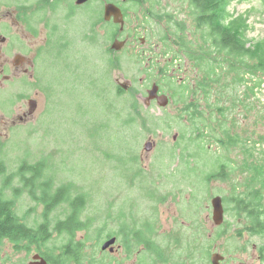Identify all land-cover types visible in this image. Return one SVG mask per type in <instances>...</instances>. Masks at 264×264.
<instances>
[{"label":"rangeland","instance_id":"rangeland-1","mask_svg":"<svg viewBox=\"0 0 264 264\" xmlns=\"http://www.w3.org/2000/svg\"><path fill=\"white\" fill-rule=\"evenodd\" d=\"M12 1L0 0L1 10L5 9L4 5L9 8ZM22 1L14 0L12 5ZM24 1L29 5L28 0ZM62 1L54 17L62 31L54 41L62 39L64 46H51L48 52L36 58L37 75L34 72V77L37 81L29 89V95L37 108L28 124L19 123L15 91L10 81L1 80L6 84L0 88V188L5 187L0 196L8 200L14 186L11 180L2 186V173H10L12 169L15 173L19 162L38 163L45 165V169L56 170L57 173L50 177L53 182L72 184L71 195L77 193L75 187L87 195L79 219L93 222L89 229L92 238L84 240L85 252L90 257L105 260L106 253L101 251V245L95 250L89 248L108 231L102 230V226L109 221V213L114 212L113 216H116L123 211L124 220L146 217L166 221L173 209V233L183 240L195 236L194 260L198 254L212 251L221 244L217 238L210 244L209 239L214 232L217 236L218 231L224 230L222 251L226 260L234 258L238 260L234 264H238L243 257L247 264H264L262 259L257 262L259 254L253 249L263 244V236L253 233L256 229H251L250 222L239 218L232 209V181H206L207 174L218 170L216 141L213 140L210 147L206 145L205 150L200 147L205 154L199 152L200 156H195L199 144L187 148L188 141L180 139L181 135L189 136L186 132L191 124L189 126L184 114L186 109H183L188 99L182 96V89L178 87L183 82L193 85L196 78L191 62L183 61L180 66H173L174 63L168 61L172 54L163 53L169 47L161 38L169 33L170 27L173 30V24L168 25L165 19L157 22L147 16L146 11L151 9L148 3L139 5L133 0H119L128 17L126 33L117 39L123 41L127 33L130 38L121 50L114 51L110 48L115 39L112 38L113 25L105 23L100 27L101 23H97L100 18L103 21L104 2L95 0L77 9L76 15L66 20L65 8L72 6L74 0ZM157 1L160 7L155 5L152 9L159 14L173 13V8L179 6L177 0ZM31 7L35 8V5ZM229 10L235 16L248 18V41L264 40L262 1H232ZM179 16L189 22L184 14ZM93 23L95 27L92 28ZM42 36L39 32L33 47L40 46L38 41ZM141 38L144 43L140 42ZM223 81L231 85V75H225ZM154 83L160 86L167 100L170 97V106L160 109L152 101L149 105L144 103L147 90ZM250 94L245 89L241 94L244 105L236 110L232 108L230 93H213V97H221L223 105L231 109L223 117L227 122L219 114L216 117L222 126L225 123L230 126L233 122L240 137L259 143L253 151V162L258 163L264 155V150L260 151L264 147L260 140L264 138V84L255 89L250 100L253 106L248 102ZM17 98L20 97L17 95ZM202 100L206 101L201 98V103H204ZM216 104L219 103H215V108ZM215 108L207 111L218 113ZM29 109L32 111L35 106ZM216 119L212 128L219 132ZM148 142L152 147L146 152L144 145ZM243 157V154H234L231 159L239 161ZM216 196L223 200L224 220L220 226L212 220L210 201ZM16 202L18 214L29 227H37L43 221L64 220L70 205L65 201L54 206L44 217L43 207L24 193H19ZM99 228L102 231H98ZM83 235V232H77L76 239ZM51 240V245L59 246L66 239L65 235L53 234ZM181 247L183 252L188 251V245L183 241ZM238 248L246 249L235 252ZM15 255L11 245H0V257L6 259L7 264L27 263L18 262L24 254ZM13 258L17 262H13Z\"/></svg>","mask_w":264,"mask_h":264},{"label":"trees","instance_id":"trees-1","mask_svg":"<svg viewBox=\"0 0 264 264\" xmlns=\"http://www.w3.org/2000/svg\"><path fill=\"white\" fill-rule=\"evenodd\" d=\"M110 1L119 2V0ZM133 1L139 5L148 3L151 9H148L146 14L151 19L157 22L165 19L168 25L173 24V30L170 27L169 33L161 38L163 43L169 47L163 53L165 55L172 54L168 61L173 62L174 65L176 63L180 66L183 61L191 62L196 78L195 84L181 86L182 96L188 99L186 107L183 108L186 109L184 114L191 126L189 132H186L189 136L185 138L184 135H181L180 139L188 141V143L186 142L187 148L190 145L201 143L200 147L204 150L206 145L210 147L213 140L216 141L217 152L221 154L220 156L218 154L217 158L218 170L207 174L206 181L212 179L232 181L231 202L234 205L232 209L239 218L250 222L251 229H256L253 233L263 236L262 243L264 244V155L261 156L263 158L260 159V162H253V160L255 161L253 151L259 143L254 139L240 137L233 122L230 126L227 123L222 126L221 120L216 117L219 114L223 118L231 109L223 105L221 97L216 99L213 97V93L221 92L226 95L230 93L233 97L232 108L236 110L244 105L241 94L246 89V93H251L248 102L253 106L250 101L251 97L255 89L264 84V40L255 43L248 41L246 39L249 30L248 18L242 15L235 16L229 10L232 1L245 3L250 0H177L179 6L173 8V13L165 12V14H159L157 10L152 9L155 5L160 7V2L157 0ZM260 1L264 4V0ZM180 14L189 18V22L180 18ZM125 16L128 17L126 10ZM97 23H101L100 27L105 23L112 24L113 39L120 34L118 26L114 23L102 21L101 18ZM150 62L152 63L153 59ZM117 63L118 61L114 62L113 66L115 67ZM229 74L232 77L231 85L223 81L224 76ZM201 98H205L206 101L202 100L204 103H201ZM215 103H219L216 104V108L214 107ZM134 108H136L135 103ZM208 108L211 111L215 108L218 113L208 112ZM215 119L219 132L212 128ZM223 119L225 122L228 121ZM260 140L264 144V138L261 137ZM252 142L253 145L250 146ZM263 150L264 147L260 151ZM234 154H243L244 157L236 161L231 159ZM186 160L189 163L188 159ZM1 165L0 162V167ZM36 165L40 164L36 163ZM72 187L73 185L70 183L60 187L64 188V202L69 201L70 205L64 226L58 228V231L68 232L71 238L72 231L83 229L82 223L77 222L81 221L79 215L83 210L87 196L76 187V195H71ZM54 206L55 204L44 211V217ZM11 208V202L0 196V240L13 237L16 229L26 231L27 235L33 238L37 236L36 233L42 234L45 231L44 225H40L36 229L26 228L25 225L19 224L18 218ZM68 243H73V240L70 239ZM184 243L188 245V248L192 247L196 244L195 236L185 240ZM75 250H78L77 246L66 252L64 262L56 261L54 264H106L103 258L90 257L82 252V248L78 252Z\"/></svg>","mask_w":264,"mask_h":264},{"label":"flooded vegetation","instance_id":"flooded-vegetation-1","mask_svg":"<svg viewBox=\"0 0 264 264\" xmlns=\"http://www.w3.org/2000/svg\"><path fill=\"white\" fill-rule=\"evenodd\" d=\"M94 1L95 0H88L86 3L76 5V0H74L72 6L65 8V19H72L76 15L77 9ZM108 1L110 0H97V2H104V5L106 3H112L121 10L124 19V28L123 31L119 33H126L124 7L118 2L116 3V1ZM13 2L14 0L11 2L9 8H7V5H4V10H1L2 7L0 5V88H3L4 84H6L1 83V80L2 82L10 81V86L15 91L14 96L16 104L19 103L17 107L19 112L18 121L19 123L28 124L37 108V103L34 102L29 95V89L34 87V83L36 85L37 81V78L34 77V72H36L37 75L36 58L43 56L48 52L51 46H58L59 48L64 46V44H61L64 43L62 39H58L56 42L54 41L57 34L62 31L55 23L54 17L62 6L63 1L28 0L29 5L24 0L21 3L12 5ZM33 5H35V8L31 7ZM5 21H8V23ZM108 22L113 23L111 20ZM116 26H118L119 30V25ZM93 27H95V23L92 24V28ZM39 32L40 35H43L40 41H38L41 44L40 46L33 47L34 38H38ZM128 38H130L129 33L125 35L124 40L127 42ZM173 66L177 65L173 64ZM116 83H118V81H116ZM154 84L158 86L157 95H164L165 93L160 90V86L157 83ZM183 84H185V82L181 83L180 87H178L179 90L182 89L181 86ZM119 86L118 84V87ZM17 89H22L23 92ZM17 95L20 98H17ZM151 101L162 109L156 99H152ZM171 104L172 101L169 97V100L166 101V107ZM31 106H35V109H32V111L29 109ZM12 124L15 125V121H12ZM175 137L176 136L173 137V140H175ZM200 145L201 143L198 145V148H195V156H200L199 152H202L203 155L205 154V152L200 150ZM19 163L20 165H18L15 173L13 169L10 173H2L4 176L2 178V186L5 184V181L10 183V180L14 185L13 193L8 201H11V209L14 214L20 218L17 217L18 223L25 225L26 228L36 229L40 225H44L43 228L45 231L42 234L36 233L37 236L33 238L28 236L26 231L16 229L14 231V236L1 239L0 245H11L16 253L15 256L24 254V258L18 262L27 261L26 264H43V262L46 264H54L56 261L64 262L66 252H69L75 246H77L78 249L75 251L78 252L82 248V252L86 253L84 240L92 238L89 229L93 225V222L87 220L78 221L77 223H82L81 226H83V229L72 231L71 238L68 232L63 230L58 231V228L64 226L65 218L64 220L60 219L54 222L43 221L37 227H29L25 223L24 218L18 214L16 200L19 197V193H24L30 199H34L35 195L34 200L43 207L44 211L53 204H55V207H58L60 204L64 203V188H60L63 184L53 182L50 179L52 174L57 173L56 170L53 172L50 169H45V165L37 166L35 163ZM1 189L4 191L5 187H1L0 192ZM3 197L2 199L7 200ZM113 214L112 212L109 213V221H107L105 227L102 226V230L105 229L108 231L99 238L94 247L91 245L89 248H94L95 250L97 245H102L106 241L114 240L105 251H102L106 253V264H212L211 256L213 254H218L223 258L215 264H234V262L238 261L234 258L226 260L223 254L222 247L225 239L224 230L218 231L217 236H215L216 232H214V235L210 236L209 239L211 241L210 244H212V239L215 238L218 239V243L221 241V244H217L212 251L209 249L208 252L204 254H198L195 258L196 261L192 258L194 255L193 252L195 251L194 245L188 248V251L183 252L181 242L185 240L173 233V209L170 212L169 219L166 221L147 219L146 217H141L139 220L130 217L128 220H124L125 212L119 211L117 215L115 214L116 216H113ZM52 224L53 226H51ZM77 232L84 233L82 238L78 240L76 239ZM93 232L96 234V231ZM53 234L65 235V242L59 246L51 245ZM97 236L98 235H96V237ZM70 239L73 240V243H68ZM243 249L246 248H242L241 250L238 248L235 252L240 253L239 251H244ZM253 249L259 254L257 257L258 259L256 258L257 262H261L259 259L264 260V244L258 247L254 246ZM247 251L249 250L247 249ZM238 253H235V255ZM244 255L245 254L242 256ZM12 261L17 262L14 258ZM244 261L245 259L242 257L238 264H247ZM0 264H7L6 259L0 257Z\"/></svg>","mask_w":264,"mask_h":264},{"label":"water","instance_id":"water-1","mask_svg":"<svg viewBox=\"0 0 264 264\" xmlns=\"http://www.w3.org/2000/svg\"><path fill=\"white\" fill-rule=\"evenodd\" d=\"M88 0H76V5H81L83 3H86ZM103 20L106 22L112 21L115 25H119V31L122 32L124 28V19L123 15L121 13V10L112 3H106L103 8ZM141 43H144V39L141 38ZM126 44V41H120L119 39L115 38L110 45L111 50L119 51L121 50ZM118 81V80H117ZM121 87L123 85L120 84ZM158 86L154 84L152 88L147 90V96L144 99V103L147 105L152 99H156L159 102V105L165 106L167 99L164 95H157ZM152 144L150 142L146 143L144 145V150L147 152L151 149ZM210 205L212 207V220L216 226H220L223 223L224 220V208H223V200L221 197L216 196L210 201ZM114 240H109L104 242L100 249L101 251H105ZM222 256L218 254H213L211 256V263L215 264L217 261L222 260ZM42 264V263H41ZM43 264H46L43 262Z\"/></svg>","mask_w":264,"mask_h":264},{"label":"bare ground","instance_id":"bare-ground-1","mask_svg":"<svg viewBox=\"0 0 264 264\" xmlns=\"http://www.w3.org/2000/svg\"><path fill=\"white\" fill-rule=\"evenodd\" d=\"M154 86V84H152L151 88ZM124 88V87H123ZM158 92V90H157ZM165 96V95H164ZM166 99H168L166 96H165ZM168 101V100H167ZM166 106V105H165ZM165 106H162V107H165Z\"/></svg>","mask_w":264,"mask_h":264}]
</instances>
